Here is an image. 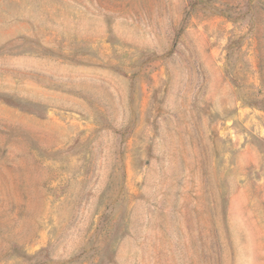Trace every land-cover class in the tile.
<instances>
[{"label":"rangeland","instance_id":"1","mask_svg":"<svg viewBox=\"0 0 264 264\" xmlns=\"http://www.w3.org/2000/svg\"><path fill=\"white\" fill-rule=\"evenodd\" d=\"M0 264H264V0H0Z\"/></svg>","mask_w":264,"mask_h":264},{"label":"water","instance_id":"2","mask_svg":"<svg viewBox=\"0 0 264 264\" xmlns=\"http://www.w3.org/2000/svg\"><path fill=\"white\" fill-rule=\"evenodd\" d=\"M185 18H186V16H184V19H183V21H182V24H183V22H184Z\"/></svg>","mask_w":264,"mask_h":264}]
</instances>
